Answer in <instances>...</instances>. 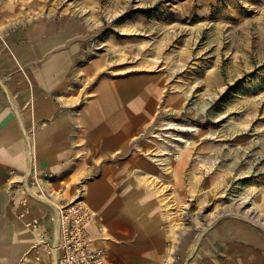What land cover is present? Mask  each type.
Segmentation results:
<instances>
[{
	"label": "rangeland",
	"instance_id": "374dc122",
	"mask_svg": "<svg viewBox=\"0 0 264 264\" xmlns=\"http://www.w3.org/2000/svg\"><path fill=\"white\" fill-rule=\"evenodd\" d=\"M12 1L29 17L74 22L79 60L100 64L102 75L159 85L132 166L135 188L148 192L164 222L166 264L211 226L243 222L264 237V0ZM19 254L0 252V264H54L40 233Z\"/></svg>",
	"mask_w": 264,
	"mask_h": 264
},
{
	"label": "crops",
	"instance_id": "0c3cea01",
	"mask_svg": "<svg viewBox=\"0 0 264 264\" xmlns=\"http://www.w3.org/2000/svg\"><path fill=\"white\" fill-rule=\"evenodd\" d=\"M12 8L0 0V252L16 258L39 233H55L47 194L56 204H87L88 231L109 264H166L164 222L148 192L135 188L132 166L159 85L141 75H102L100 64L79 60L74 22ZM24 186L29 211L19 218ZM33 218L41 227L25 232ZM172 255L173 264H264V237L243 222L219 224Z\"/></svg>",
	"mask_w": 264,
	"mask_h": 264
},
{
	"label": "built area",
	"instance_id": "2783aa9c",
	"mask_svg": "<svg viewBox=\"0 0 264 264\" xmlns=\"http://www.w3.org/2000/svg\"><path fill=\"white\" fill-rule=\"evenodd\" d=\"M21 190L25 198L22 199V210L18 213L23 218L29 211V190ZM53 215L56 231L41 233V242L47 253L54 256L55 264H109L103 248L95 247L88 227L93 219V212L81 199L58 203L54 206ZM33 228L40 227L38 219L27 222ZM100 231L102 230L100 226Z\"/></svg>",
	"mask_w": 264,
	"mask_h": 264
},
{
	"label": "bare ground",
	"instance_id": "6f19581e",
	"mask_svg": "<svg viewBox=\"0 0 264 264\" xmlns=\"http://www.w3.org/2000/svg\"><path fill=\"white\" fill-rule=\"evenodd\" d=\"M184 148H186V149H182L181 150V154L184 152V157H186L187 155H189L188 154V152L190 151V149L192 148V147H189V145H188V143H185V145H184ZM181 157V156H180ZM183 157V156H182ZM183 163H185V159L184 158H182V159H180L179 161H177V163H176V165H175V167L176 168H179ZM160 164H162V165H166V160H162V161H160ZM245 202V200H242V202L240 203V205L241 204H243ZM256 205V200H253V205ZM23 226H24V229H25V232H29L30 230H34V228H33V226H31V225H28V223L27 222H24L23 223ZM53 260V263L55 264V260H54V257L52 258Z\"/></svg>",
	"mask_w": 264,
	"mask_h": 264
}]
</instances>
